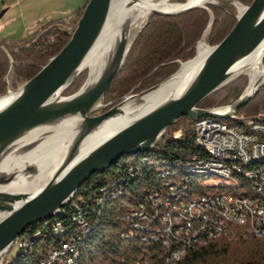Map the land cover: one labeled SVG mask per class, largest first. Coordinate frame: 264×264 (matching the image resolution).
Wrapping results in <instances>:
<instances>
[{"label": "trees", "instance_id": "trees-1", "mask_svg": "<svg viewBox=\"0 0 264 264\" xmlns=\"http://www.w3.org/2000/svg\"><path fill=\"white\" fill-rule=\"evenodd\" d=\"M231 1L150 16L102 99L118 101L125 94L144 89L174 73L181 61L194 56L196 43L206 29L205 41L210 45L218 42L236 21ZM86 2L70 15L50 21L21 40L0 38V94L31 77L64 46L70 37L68 31L75 27ZM49 25L53 27L36 38ZM28 43L29 46L20 47ZM84 77L85 71L64 92L76 89ZM239 90L236 84L218 88L198 105L209 107L223 103L236 97ZM237 114L264 117V84L240 106ZM182 118L191 126L177 134L176 123ZM222 120L228 125L239 124L229 118ZM192 124L195 126L193 119L183 115L149 150L122 154L105 170L93 172L60 213L25 228L20 245L14 247L16 254L6 259L5 264H166L182 241L181 236L173 234V225H166L164 230L160 222L166 219L164 202L182 205L192 197L219 194L206 192L213 185L205 186L200 180L215 174L191 171L199 160L213 156L209 148L196 142ZM178 161L183 167L181 171L175 170L177 166L172 164ZM263 179L264 158L241 166L240 171L225 178L220 188H227L232 196H249L258 189L263 190ZM244 229L230 223L219 236L187 247L180 260L173 264H264V234L257 236ZM178 234L189 235L190 231L178 229ZM66 243L69 250L52 254L50 260L49 253L62 251Z\"/></svg>", "mask_w": 264, "mask_h": 264}, {"label": "water", "instance_id": "water-1", "mask_svg": "<svg viewBox=\"0 0 264 264\" xmlns=\"http://www.w3.org/2000/svg\"><path fill=\"white\" fill-rule=\"evenodd\" d=\"M181 3L170 9L150 8L127 48L122 43L117 44L95 78L87 80L86 77L75 92L61 96L82 72L84 59L100 35L111 5V0H88L75 27L68 31L70 37L64 46L31 77L0 94V98L6 99L0 105V160L14 150L15 145L27 133L36 128L68 120L72 122L74 131L67 152L40 188L22 192L0 190V264H4L15 237L28 225L56 215L61 207L73 199L85 179L93 172L103 171L111 166L122 154L149 150L181 116L186 115L195 120L209 115L229 118L242 125L248 121L264 120V117L257 114H237L240 106L251 99L264 84V68L249 89H244L233 101L210 107L198 105L201 99L237 76L234 74L235 67L247 60L263 41L264 0H251L218 42L212 45L206 42L208 51L196 61L168 98L78 154L83 138L102 121L121 113L122 104L128 96L139 95L154 88L174 74L183 61L196 57L197 43L204 38L207 29L196 43L194 56L181 61L174 73L158 83L125 94L102 112L90 113L103 97L113 76L122 68L130 45L150 16L176 14L194 7L208 8L207 4L188 0ZM52 27L53 25H49L42 29L36 38ZM29 45L30 43L20 47ZM39 140L16 148L14 154L30 150ZM36 173V167L28 166L23 169L22 176L30 177ZM11 179L12 175L0 174V183Z\"/></svg>", "mask_w": 264, "mask_h": 264}, {"label": "bare ground", "instance_id": "bare-ground-1", "mask_svg": "<svg viewBox=\"0 0 264 264\" xmlns=\"http://www.w3.org/2000/svg\"><path fill=\"white\" fill-rule=\"evenodd\" d=\"M188 1L207 4L218 0ZM181 4L182 3H177L176 0H111V5L107 11L100 35L86 55L82 64V71H84V69L89 70L87 73V80L95 78L108 61L113 48L117 44L122 43L124 48L128 47L135 32L145 21L150 8L170 9ZM208 49L209 47L207 46L205 39L201 38V41L197 45V55L194 59L183 61L180 68L174 74L163 80L154 88L139 95L128 96L122 104L121 113L102 121L83 138L78 148V154H82L89 147L116 129L129 121L136 119L151 107L168 98L181 84L196 61L200 59ZM263 58L264 39L247 60L235 67V75L242 72H247L248 74L249 84L245 91H247L254 80L261 75L263 70ZM5 100V98H0V105L4 103ZM204 116H207V119H210L211 122L203 123L202 121H194L196 140L200 139L201 133H208L210 131L225 132V138H232V131H227V127L232 126L225 124L222 122L223 120L218 117L209 115ZM245 127L247 128L246 130L239 131L250 133L251 139L264 140V130H261V125L259 123L248 121ZM73 137L74 131L72 128V122L68 120L57 122L50 126L36 128L27 133L18 144L15 145L16 148L33 140H40L34 147L24 153L14 154V150L16 149L14 147V150L10 151L8 155L0 160V174H5L6 176L12 175L11 180L0 183V190L22 192L35 191L40 188L50 178L55 168L61 162L73 140ZM206 147L211 150L213 156L206 160H199L195 163L191 169L192 172L198 174L211 173L228 178L234 171H240L241 166H245V164L247 165L254 160L264 158V150L256 155L244 156L242 155V149H231V155H226L225 153H218V155H215V152L212 151L209 146ZM28 166L36 167L37 173L30 177H23L22 171ZM222 196H225L227 199L239 198L247 201H257L264 197V189H258L255 194L249 196ZM182 205H190V201ZM63 207L59 209L58 213H60ZM255 214L257 218H264V209L261 203L244 204L243 215H238L236 218L233 213H226L224 216L223 212L216 211L215 204H207V218L212 223H217V231L205 233V237L202 236L201 239H196L194 243L203 244L206 240L219 236L221 233L225 232L230 223L241 225L252 233ZM178 229H183L187 232L190 231V227H178ZM245 232L247 231L245 230ZM262 234L264 233L259 235ZM183 254L184 252H176L175 258L166 264H173L176 261H179Z\"/></svg>", "mask_w": 264, "mask_h": 264}, {"label": "built area", "instance_id": "built-area-1", "mask_svg": "<svg viewBox=\"0 0 264 264\" xmlns=\"http://www.w3.org/2000/svg\"><path fill=\"white\" fill-rule=\"evenodd\" d=\"M194 121H202L203 123L211 122L210 119H207V116H200L193 120V122ZM253 121L255 123H259L261 125V130H264V120ZM227 131H232V138H225V132L210 131L208 133H201L200 139H197L196 142L203 143V146H209L212 151L215 152V155H218V153L231 155V149H242V155L244 156L256 155L260 151L264 150V140L251 139L250 133L241 132L232 127H227ZM255 184L258 188V181H255ZM246 203H261L264 209V197L257 201H247L245 199L239 198L227 199L221 194H214V196L192 197L190 199V205L170 204L169 202L165 201L164 205H166V219L160 220V222L162 223L164 230L166 225H173V234L175 236H181L182 241V244L172 251L166 262L173 260L176 256V252H185L187 247L192 245L196 239H201L205 233L217 231V223H212L207 218V204H215L216 211L223 212L224 216L226 213H233L236 218L238 215H243V206ZM138 214H141V212H138ZM141 215L144 216L143 214ZM178 227H190V234H178ZM86 228L87 227L84 225V230ZM23 232L15 237L11 249L16 245H20V239L23 235ZM261 233H264V218H257L255 214L254 227L252 228V233L250 234L259 235ZM69 247V244L66 243V246H62V251L53 250L50 252V260L52 259V254L65 252V250H69Z\"/></svg>", "mask_w": 264, "mask_h": 264}, {"label": "crops", "instance_id": "crops-1", "mask_svg": "<svg viewBox=\"0 0 264 264\" xmlns=\"http://www.w3.org/2000/svg\"><path fill=\"white\" fill-rule=\"evenodd\" d=\"M86 0H0V38L21 40Z\"/></svg>", "mask_w": 264, "mask_h": 264}, {"label": "rangeland", "instance_id": "rangeland-1", "mask_svg": "<svg viewBox=\"0 0 264 264\" xmlns=\"http://www.w3.org/2000/svg\"><path fill=\"white\" fill-rule=\"evenodd\" d=\"M183 0H176L177 3H181ZM211 3H214V4H219V3H223L222 0H218L216 2H211ZM231 4L234 6V10L236 12V14L238 15L239 12L242 10V8L247 4V3H244L242 1H239V0H232L231 1ZM201 41V39L198 41V43ZM197 43V45H198ZM207 44V43H206ZM208 46V45H207ZM209 47V46H208ZM181 66V65H180ZM262 68H264V58H263V61H262ZM85 77L82 79L80 85L70 91V92H62L61 93V96H67V95H70L72 94L73 92H75L80 86L81 84L83 83V81L85 80V78L87 77V73L89 72V70H85ZM83 72V71H82ZM233 84H236V85H239L240 86V90L237 94V96L244 90L247 88L248 84H249V77H248V74L247 72H242L240 74H238L237 76H235L234 78H232L230 81H228L226 84H224L223 86L221 87H230L232 86ZM220 87V88H221ZM246 87V88H245ZM12 88L11 86L8 87V89ZM137 92V91H136ZM133 93V92H132ZM236 96V97H237ZM236 97H233L232 99L228 100V101H225L223 103H219V104H215L213 106H216V105H220V104H227L228 102H231L233 101ZM119 101V100H118ZM117 101H115V99H110L108 101H104L102 98L101 100L99 101L98 105H96V107L90 112L91 114H97L99 112H102L104 110H106L107 108H109L110 106H112L113 104H115ZM210 107V106H209ZM219 119H223V118H219ZM214 120V119H213ZM230 126L234 127L235 129L237 130H246L247 128L245 127V125H241V124H237V123H234V122H231L229 124ZM191 126V124L188 122L187 119L185 118H182L180 121H178L176 123V128H177V134H180V130L181 129H186V128H189ZM193 126V124H192ZM193 129H194V126H193ZM173 165H176L177 167H175L174 169L177 170V171H181L183 170V167H180V162H173L172 163ZM163 166V165H162ZM166 167L168 168H172L171 165H166ZM182 168V169H181ZM229 178V177H228ZM236 178V177H235ZM200 180L202 181V184L205 185V186H209V185H213V186H210V187H207L206 188V192L208 193H221L223 195H231V194H228V190L227 188H220V185H222L225 181V178L224 177H221V176H218V175H211V176H208V177H205V178H200ZM236 183V182H235ZM238 183V181H237ZM264 189V188H263ZM208 195H211V194H208ZM16 254L15 252V248H12L10 250V252L8 253L7 255V259L14 256Z\"/></svg>", "mask_w": 264, "mask_h": 264}]
</instances>
